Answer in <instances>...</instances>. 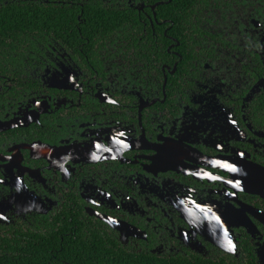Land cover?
I'll return each instance as SVG.
<instances>
[{
  "label": "flooded vegetation",
  "instance_id": "flooded-vegetation-1",
  "mask_svg": "<svg viewBox=\"0 0 264 264\" xmlns=\"http://www.w3.org/2000/svg\"><path fill=\"white\" fill-rule=\"evenodd\" d=\"M167 2L120 0L150 41L64 27L1 59L0 236L68 226L122 264H264V16L199 3V34L165 42Z\"/></svg>",
  "mask_w": 264,
  "mask_h": 264
},
{
  "label": "trees",
  "instance_id": "trees-1",
  "mask_svg": "<svg viewBox=\"0 0 264 264\" xmlns=\"http://www.w3.org/2000/svg\"><path fill=\"white\" fill-rule=\"evenodd\" d=\"M45 1L48 0H3L0 5V68L1 63L6 62L1 59L6 57L7 53L15 52V48L24 45L32 43L39 45L42 42H47L51 36L62 35L65 31L64 27H68L66 31L70 35V40L74 39L71 35L76 33L74 26H90L94 27L95 31H97L96 27H104L103 29H107L109 32L119 29V34L125 40L150 41L152 39L150 30L143 33L140 29L141 24L135 10L121 6L120 0H117L116 8L103 5L101 0H84L80 16L79 8L62 6L59 0H52L55 1L54 3ZM57 1L59 3H56ZM163 1L167 2L168 0ZM217 1L170 0L166 4L158 6L155 9L157 21L166 20L172 24L170 30L166 32V37L163 38L165 42L168 40L167 37H175L181 43L188 41L191 35L199 34L200 30L192 33L185 28V25L192 28L200 26L199 21L202 20L200 18H195L197 25L190 22L191 13H194L199 3L208 7ZM220 2L228 9L253 8L257 12V16L261 18L264 16V12H262L264 11V0H220ZM148 15L151 14L148 12ZM77 16H79L78 21L76 20ZM212 20H215L214 24L217 22V14L212 15ZM202 24H205V19ZM154 34L157 36L156 29ZM181 55L184 57V54L181 53ZM9 56L12 59L11 55ZM63 227L65 226L53 228L52 232L46 229L36 233L28 231V234L16 231L12 233L15 236L13 238L8 236L11 233L10 230V233L0 236V264L124 263V256L118 254L112 257L103 254H81V250L88 247L82 246V242L79 240L65 237L64 234L69 231V228L67 226L63 229ZM31 234H35V237L32 238Z\"/></svg>",
  "mask_w": 264,
  "mask_h": 264
},
{
  "label": "snow or ice",
  "instance_id": "snow-or-ice-1",
  "mask_svg": "<svg viewBox=\"0 0 264 264\" xmlns=\"http://www.w3.org/2000/svg\"><path fill=\"white\" fill-rule=\"evenodd\" d=\"M94 159L96 158V157H93ZM5 219V217L3 216V215H0V220H4ZM110 223L111 224H113V225H115V223H116V221H110ZM229 250H231L232 249V245H231V243H229Z\"/></svg>",
  "mask_w": 264,
  "mask_h": 264
}]
</instances>
